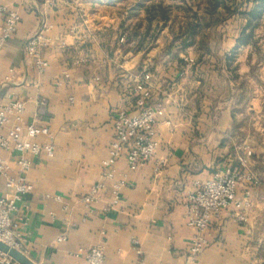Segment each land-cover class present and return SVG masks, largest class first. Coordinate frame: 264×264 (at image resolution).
<instances>
[{
	"label": "crops",
	"instance_id": "1",
	"mask_svg": "<svg viewBox=\"0 0 264 264\" xmlns=\"http://www.w3.org/2000/svg\"><path fill=\"white\" fill-rule=\"evenodd\" d=\"M178 2L60 0L48 7L41 0H0L20 16L0 49V72L13 70L0 104L24 102L26 126L37 120L36 101L45 99L38 124L50 138L37 142L54 146L52 158L31 159L32 192L12 215L19 251L32 263L86 264L75 252L102 244L106 264H264V80L250 74L249 44L235 59L227 57L241 29H216V37L215 29H181ZM42 23L51 29L40 53L48 68L39 75L24 58L23 43ZM145 74L159 147L135 172L123 159L115 162L116 176L127 179L117 204L103 182L86 207L82 199L102 179L115 115L133 112V87ZM247 151L259 185L238 186V196L250 187L246 221H234L233 207L223 212L205 234L204 251L191 258L187 195L218 170L239 169ZM2 155L15 175L13 158ZM7 193L0 178V198Z\"/></svg>",
	"mask_w": 264,
	"mask_h": 264
},
{
	"label": "built area",
	"instance_id": "2",
	"mask_svg": "<svg viewBox=\"0 0 264 264\" xmlns=\"http://www.w3.org/2000/svg\"><path fill=\"white\" fill-rule=\"evenodd\" d=\"M60 0H41L48 7L55 6ZM3 22L0 25V49L16 33L20 23L19 14L6 7H0ZM51 29L46 23L39 25L38 30L23 43V56L32 62L36 72L41 75L46 72L48 64L41 58V49L47 44L46 32ZM191 62V61H190ZM13 70L3 74L0 72V90L11 81ZM67 78L68 75H65ZM150 76L145 74L133 87V112L118 110L113 124L112 137L107 148V157L101 162L100 182L92 186L82 203L87 207L95 201L104 189L103 182L110 184L111 204L119 202L121 190L127 186L126 175L116 176L113 168L116 161L123 159L128 172H135L141 165L147 163L154 156L159 147L156 134L157 111L151 108L147 101L151 91L148 85ZM36 118L26 126L22 124L25 103L16 99H9L0 104V178L8 192L0 198V242L19 251L20 242L17 227L12 215L17 211L16 203L32 192V185L27 179L31 159L44 154L47 158L54 156V146L51 143L44 145L37 142L39 136L49 137V130L41 123L44 117L47 102L45 99L36 101ZM9 126V127H8ZM11 156L16 166V173H10L9 161L2 154ZM251 152L247 151L239 159V169L229 166L218 170L211 178L204 182L194 183L193 190L187 195L185 204V223L192 230L188 254L191 258L199 256L207 246L205 234L213 219L231 207L238 210L234 214V221L244 223V211L251 205L250 187L237 194L238 186L246 183L251 187L259 185L257 177L248 169V159ZM59 200V199H57ZM64 237L57 239L60 243ZM135 244V242H134ZM136 255L141 252L136 250ZM75 257H81L86 264H106L104 246L95 245L86 250H78ZM0 264H17L11 258L0 252ZM136 264H142L137 261Z\"/></svg>",
	"mask_w": 264,
	"mask_h": 264
},
{
	"label": "rangeland",
	"instance_id": "3",
	"mask_svg": "<svg viewBox=\"0 0 264 264\" xmlns=\"http://www.w3.org/2000/svg\"><path fill=\"white\" fill-rule=\"evenodd\" d=\"M218 1L224 3V6L217 9L216 12H212L211 2H213V0H180V2H178L180 5L178 21L181 24V29H193L195 25L198 26V29H215L213 33L214 37H216V29L242 30L245 25V20L239 13L247 9L246 0ZM193 9L195 11H193ZM240 20L244 21L243 26L239 23ZM254 33L252 40L249 42L251 46L250 56L255 61L254 69L251 70L250 74L262 75L264 80V71H260L259 69L261 67L260 65L264 64V19L260 22ZM209 37L208 35V39ZM205 50L206 49H203L202 52ZM238 50L239 48L235 52L234 59L238 55ZM232 52L233 49L227 57L230 58V56H233L234 54Z\"/></svg>",
	"mask_w": 264,
	"mask_h": 264
},
{
	"label": "trees",
	"instance_id": "4",
	"mask_svg": "<svg viewBox=\"0 0 264 264\" xmlns=\"http://www.w3.org/2000/svg\"><path fill=\"white\" fill-rule=\"evenodd\" d=\"M247 9L240 12L242 18L245 20V25L242 28L240 35L236 41V46L233 48V56L230 59H234L235 52L240 46L248 45L252 40L255 29L258 27L260 22L264 19V0H246ZM249 5V7H248ZM224 6V3L218 0L211 2V11L216 12L217 9ZM194 28L198 29L195 25ZM193 28V29H194Z\"/></svg>",
	"mask_w": 264,
	"mask_h": 264
},
{
	"label": "water",
	"instance_id": "5",
	"mask_svg": "<svg viewBox=\"0 0 264 264\" xmlns=\"http://www.w3.org/2000/svg\"><path fill=\"white\" fill-rule=\"evenodd\" d=\"M0 252L11 258L17 264H34L20 251L14 250L0 242Z\"/></svg>",
	"mask_w": 264,
	"mask_h": 264
}]
</instances>
